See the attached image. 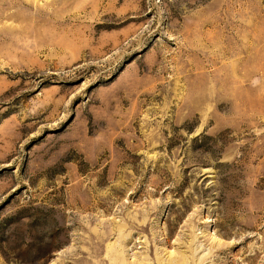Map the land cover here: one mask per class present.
Returning <instances> with one entry per match:
<instances>
[{
    "label": "rangeland",
    "instance_id": "obj_1",
    "mask_svg": "<svg viewBox=\"0 0 264 264\" xmlns=\"http://www.w3.org/2000/svg\"><path fill=\"white\" fill-rule=\"evenodd\" d=\"M172 259L264 264V0H0V264Z\"/></svg>",
    "mask_w": 264,
    "mask_h": 264
},
{
    "label": "bare ground",
    "instance_id": "obj_2",
    "mask_svg": "<svg viewBox=\"0 0 264 264\" xmlns=\"http://www.w3.org/2000/svg\"><path fill=\"white\" fill-rule=\"evenodd\" d=\"M170 261H171V263H168V264H174V262H175V261H173V259ZM176 263H178V261H176ZM139 264H144V263H139Z\"/></svg>",
    "mask_w": 264,
    "mask_h": 264
}]
</instances>
